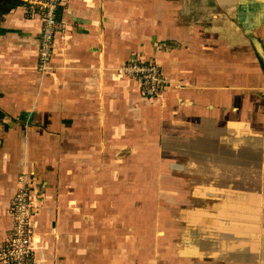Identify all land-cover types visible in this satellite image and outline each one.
Returning a JSON list of instances; mask_svg holds the SVG:
<instances>
[{"label": "crops", "instance_id": "crops-1", "mask_svg": "<svg viewBox=\"0 0 264 264\" xmlns=\"http://www.w3.org/2000/svg\"><path fill=\"white\" fill-rule=\"evenodd\" d=\"M7 5L0 251L24 177L34 264H264V0H61L43 71ZM133 60L176 85L144 99Z\"/></svg>", "mask_w": 264, "mask_h": 264}, {"label": "built area", "instance_id": "built-area-1", "mask_svg": "<svg viewBox=\"0 0 264 264\" xmlns=\"http://www.w3.org/2000/svg\"><path fill=\"white\" fill-rule=\"evenodd\" d=\"M28 13L37 16L41 23L39 47V68L45 70L54 54V38L58 31H63L65 24L58 18L61 0H26ZM119 73L136 80L144 99L155 100L163 91L176 85L162 72L155 63L130 61L121 66ZM22 185L13 201V231L11 238L0 251V261L7 264H34L32 240L35 217V192L30 182L21 179Z\"/></svg>", "mask_w": 264, "mask_h": 264}, {"label": "water", "instance_id": "water-1", "mask_svg": "<svg viewBox=\"0 0 264 264\" xmlns=\"http://www.w3.org/2000/svg\"><path fill=\"white\" fill-rule=\"evenodd\" d=\"M12 2L14 5H17V4L21 3V0H12ZM254 46H255L258 54L260 55V57L264 60V49H263L262 45L260 44L259 40L254 41Z\"/></svg>", "mask_w": 264, "mask_h": 264}, {"label": "flooded vegetation", "instance_id": "flooded-vegetation-1", "mask_svg": "<svg viewBox=\"0 0 264 264\" xmlns=\"http://www.w3.org/2000/svg\"><path fill=\"white\" fill-rule=\"evenodd\" d=\"M10 1V0H9ZM7 3H8V0H2V3H1V7H0V22H1V20H2V16H1V14H3L6 10H8L9 9V5H7Z\"/></svg>", "mask_w": 264, "mask_h": 264}, {"label": "bare ground", "instance_id": "bare-ground-1", "mask_svg": "<svg viewBox=\"0 0 264 264\" xmlns=\"http://www.w3.org/2000/svg\"><path fill=\"white\" fill-rule=\"evenodd\" d=\"M254 41H256V39Z\"/></svg>", "mask_w": 264, "mask_h": 264}, {"label": "rangeland", "instance_id": "rangeland-1", "mask_svg": "<svg viewBox=\"0 0 264 264\" xmlns=\"http://www.w3.org/2000/svg\"><path fill=\"white\" fill-rule=\"evenodd\" d=\"M146 206H148V205H146ZM149 207V206H148Z\"/></svg>", "mask_w": 264, "mask_h": 264}]
</instances>
